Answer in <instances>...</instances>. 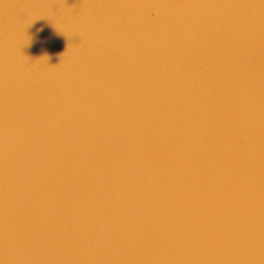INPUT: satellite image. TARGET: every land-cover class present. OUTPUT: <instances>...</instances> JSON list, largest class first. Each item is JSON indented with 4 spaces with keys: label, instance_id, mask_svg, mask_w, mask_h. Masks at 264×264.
Here are the masks:
<instances>
[{
    "label": "water",
    "instance_id": "water-1",
    "mask_svg": "<svg viewBox=\"0 0 264 264\" xmlns=\"http://www.w3.org/2000/svg\"><path fill=\"white\" fill-rule=\"evenodd\" d=\"M0 264H264V0H0Z\"/></svg>",
    "mask_w": 264,
    "mask_h": 264
}]
</instances>
